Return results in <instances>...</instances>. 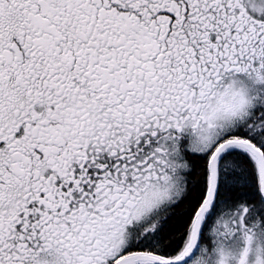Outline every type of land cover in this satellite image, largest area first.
<instances>
[{"label":"snow or ice","instance_id":"1","mask_svg":"<svg viewBox=\"0 0 264 264\" xmlns=\"http://www.w3.org/2000/svg\"><path fill=\"white\" fill-rule=\"evenodd\" d=\"M0 264H264V0H0Z\"/></svg>","mask_w":264,"mask_h":264}]
</instances>
